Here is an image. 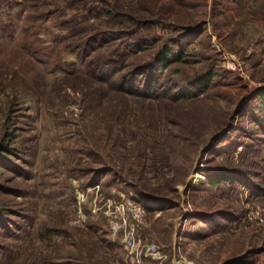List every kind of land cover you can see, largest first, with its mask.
Listing matches in <instances>:
<instances>
[{"label":"rangeland","instance_id":"rangeland-1","mask_svg":"<svg viewBox=\"0 0 264 264\" xmlns=\"http://www.w3.org/2000/svg\"><path fill=\"white\" fill-rule=\"evenodd\" d=\"M190 23V61L158 77L213 70L197 97L90 77V35L164 38ZM263 91L264 0H0V145L15 154L0 153V264H264ZM125 201L144 208L137 236L153 253L131 256L112 231Z\"/></svg>","mask_w":264,"mask_h":264},{"label":"trees","instance_id":"trees-1","mask_svg":"<svg viewBox=\"0 0 264 264\" xmlns=\"http://www.w3.org/2000/svg\"><path fill=\"white\" fill-rule=\"evenodd\" d=\"M108 14L110 13L108 12ZM132 20L135 22L136 19ZM190 24L181 25L178 29L176 28L175 32H173L174 34L169 33L164 38L155 34L138 35L135 31H104L90 35L89 41L91 45L89 48L87 47L85 52L86 56L90 57L89 64L92 68L90 77L106 84L111 90L137 95L142 98H160L167 94L172 100L197 97L209 87L214 74L213 70H209L205 75L195 79L190 84L176 82L173 85L169 84V87L164 86L158 77L171 65L190 61L188 60L189 52L182 44L184 40L188 43L191 35L196 31L197 26H193V23ZM69 38V36L59 37L57 41L63 44ZM121 38L124 44L118 45L119 47H111L112 43ZM157 42H160L161 45L151 60L133 66L125 63L127 57L147 51ZM105 46L110 50L108 55L93 56L96 50ZM123 70L125 71L122 72ZM261 103L264 110V91L261 93ZM0 146L3 147L0 148L3 159L8 158L9 155H15L9 146ZM0 161V167H4L5 160ZM222 174L223 172L214 176V178H210V182L216 183L221 179L228 180L229 177ZM257 190L258 188H254L255 195H261ZM0 220H4L2 212H0Z\"/></svg>","mask_w":264,"mask_h":264},{"label":"built area","instance_id":"built-area-1","mask_svg":"<svg viewBox=\"0 0 264 264\" xmlns=\"http://www.w3.org/2000/svg\"><path fill=\"white\" fill-rule=\"evenodd\" d=\"M109 216L112 218L110 224L112 231L120 234L131 256L141 257L155 251L154 245L144 244L137 236L138 227L145 219V210L142 206L130 201L121 202L115 205Z\"/></svg>","mask_w":264,"mask_h":264},{"label":"bare ground","instance_id":"bare-ground-1","mask_svg":"<svg viewBox=\"0 0 264 264\" xmlns=\"http://www.w3.org/2000/svg\"><path fill=\"white\" fill-rule=\"evenodd\" d=\"M192 185H197L199 184V175L195 176L194 178L191 179Z\"/></svg>","mask_w":264,"mask_h":264},{"label":"water","instance_id":"water-1","mask_svg":"<svg viewBox=\"0 0 264 264\" xmlns=\"http://www.w3.org/2000/svg\"><path fill=\"white\" fill-rule=\"evenodd\" d=\"M192 185H190V182H188L187 184H186V188H189V187H191Z\"/></svg>","mask_w":264,"mask_h":264}]
</instances>
